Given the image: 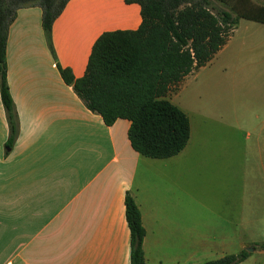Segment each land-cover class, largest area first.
Instances as JSON below:
<instances>
[{"label":"crops","instance_id":"crops-1","mask_svg":"<svg viewBox=\"0 0 264 264\" xmlns=\"http://www.w3.org/2000/svg\"><path fill=\"white\" fill-rule=\"evenodd\" d=\"M240 19L234 52L224 56L231 34L208 63L192 70L167 96L186 113L189 139L178 154L158 159L132 148L129 120L106 125L60 73V68H69L75 78L81 77L101 33L137 29L142 21L139 4L68 0L49 39L39 5L18 9L6 44V79L18 122L11 147L0 95V264H130L126 194L136 202L145 229V264H202L201 258L222 254L238 238L240 250L252 246L250 253L264 252L263 242L242 241L243 190L238 201L236 193L228 194L231 174L244 167L191 159L189 112L198 114L199 122L232 129L237 149H248L252 160L257 158L258 169H248L246 186L251 208H259L264 185L259 181L264 176V23ZM185 80L187 98L182 100ZM208 167L220 168L222 203L230 200L239 206L240 214L226 224L212 223L216 218L210 198L197 196L196 176ZM239 186L244 189V183ZM230 187L237 190V181Z\"/></svg>","mask_w":264,"mask_h":264},{"label":"trees","instance_id":"trees-1","mask_svg":"<svg viewBox=\"0 0 264 264\" xmlns=\"http://www.w3.org/2000/svg\"><path fill=\"white\" fill-rule=\"evenodd\" d=\"M125 1L139 4L142 18L139 27L101 33L92 45L81 77L75 78L69 68H60V73L86 107L99 113L106 125L117 119L129 120L128 139L136 152L151 158H168L186 146L189 119L167 96L178 89L192 70L212 59L227 42L239 18L264 23V6H248L233 15L217 8L212 0ZM67 2L0 0V95L9 126V147L18 133L6 79L9 26L18 9L36 4L41 7L42 27L49 39L52 24ZM124 209L130 236V264H145L142 246L145 229L130 194L124 198ZM249 255L242 249L202 264H238Z\"/></svg>","mask_w":264,"mask_h":264},{"label":"rangeland","instance_id":"rangeland-1","mask_svg":"<svg viewBox=\"0 0 264 264\" xmlns=\"http://www.w3.org/2000/svg\"><path fill=\"white\" fill-rule=\"evenodd\" d=\"M212 2L217 8L228 10L233 15H236L238 12H243L244 10H247L246 7L248 6H252V8H259L261 6H264V0H212ZM257 11L258 10H255L254 12ZM248 13H251V11L248 10ZM254 14L257 15L258 12ZM236 35L237 31L235 30L233 31L230 37V45L228 46V50L226 49L227 51H224V56L228 52H234ZM219 56L221 57V55H218V58ZM234 66L235 64L232 67ZM188 84V80H185V82H183L180 97L182 100H186L187 98ZM188 115L193 125L192 144H194V146L193 151L191 152V159H194L196 163L205 162L209 165L228 164L234 166L242 165L244 167V171L241 167L231 174L229 178V183L231 184V182L236 180L238 184V189L235 190L234 188H231L229 184L228 194L230 195L232 193H236L238 201L241 198L240 190H243L244 206L242 209V215L244 216L245 232L242 237V241H244V243H249L250 241L254 243H264V185L260 187L261 194L263 195V201H258L259 208L257 209L254 207V210L251 208V204L248 202L249 189L246 186L248 169L256 166L255 164L257 162V158H254L252 160L251 156L248 154V149H237L235 145L236 140L234 133H232V129L224 126L220 127L212 123H205L203 120L199 122L198 119H196L197 117H199V115L195 113L189 112ZM243 138L244 137L241 136V142H244ZM257 167L258 166H256V168ZM212 169L213 168L208 167V170L206 172H203V176H196L197 196H205L210 198L211 206L213 209L212 216L216 218V220L212 223L219 225L226 224V222H230L232 217H235L236 215L240 214L239 206H236L235 203L232 204L230 200L226 206L222 203L223 185L221 183L222 179L221 177H219L220 168L214 167V169ZM255 172L259 174L258 170ZM228 173L230 174L231 172ZM262 177L260 176L259 181L264 184ZM240 182L241 184L244 183V189L240 188ZM250 212L254 214H250ZM201 213L202 216H205L203 210ZM220 215H223L222 218H218V216L220 217ZM213 237L214 235L210 237V240H212ZM240 242L241 241L238 238L236 242L229 244V250L224 251L222 254H217L214 256H205V258L201 259L199 258L200 260L198 262L217 259L229 253H237L240 251ZM247 248H252V246H246L243 249L247 250ZM248 252L250 253V251ZM238 264H264V252H251L246 261L243 260Z\"/></svg>","mask_w":264,"mask_h":264},{"label":"water","instance_id":"water-1","mask_svg":"<svg viewBox=\"0 0 264 264\" xmlns=\"http://www.w3.org/2000/svg\"><path fill=\"white\" fill-rule=\"evenodd\" d=\"M251 250H253V247L252 248H247V251H251Z\"/></svg>","mask_w":264,"mask_h":264}]
</instances>
